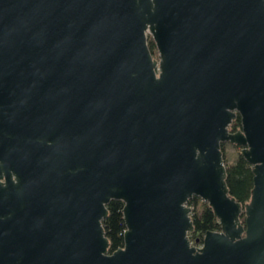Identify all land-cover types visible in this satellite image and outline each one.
<instances>
[{"label": "water", "instance_id": "1", "mask_svg": "<svg viewBox=\"0 0 264 264\" xmlns=\"http://www.w3.org/2000/svg\"><path fill=\"white\" fill-rule=\"evenodd\" d=\"M0 264H264V0H0Z\"/></svg>", "mask_w": 264, "mask_h": 264}, {"label": "trees", "instance_id": "2", "mask_svg": "<svg viewBox=\"0 0 264 264\" xmlns=\"http://www.w3.org/2000/svg\"><path fill=\"white\" fill-rule=\"evenodd\" d=\"M240 117L231 122L229 130L234 132L240 128ZM224 144H221L223 162L226 168V184L231 196L236 201L244 205L250 198L253 187V173L251 165L242 157L240 148L237 145H231L237 149L235 159L231 162L227 159L224 151ZM191 208L194 229L188 237L193 246H200L202 238L207 230H219L217 218L207 202L197 196H193L187 201ZM123 202L121 200H111L107 204L108 214L102 220L104 234L109 240V251L112 252L123 246V233L126 229L123 219ZM244 223V214L240 216Z\"/></svg>", "mask_w": 264, "mask_h": 264}, {"label": "rangeland", "instance_id": "3", "mask_svg": "<svg viewBox=\"0 0 264 264\" xmlns=\"http://www.w3.org/2000/svg\"><path fill=\"white\" fill-rule=\"evenodd\" d=\"M223 148L226 153L227 159L232 162L235 159L237 149L232 147L228 143H225Z\"/></svg>", "mask_w": 264, "mask_h": 264}, {"label": "built area", "instance_id": "4", "mask_svg": "<svg viewBox=\"0 0 264 264\" xmlns=\"http://www.w3.org/2000/svg\"><path fill=\"white\" fill-rule=\"evenodd\" d=\"M201 246V245H200Z\"/></svg>", "mask_w": 264, "mask_h": 264}]
</instances>
